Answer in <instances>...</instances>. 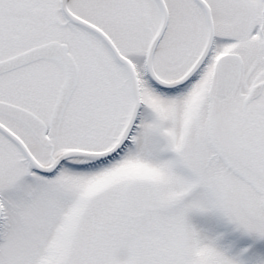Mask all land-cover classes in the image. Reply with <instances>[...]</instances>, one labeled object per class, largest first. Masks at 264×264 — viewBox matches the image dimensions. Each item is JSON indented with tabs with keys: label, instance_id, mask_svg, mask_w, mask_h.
Here are the masks:
<instances>
[{
	"label": "snow or ice",
	"instance_id": "1",
	"mask_svg": "<svg viewBox=\"0 0 264 264\" xmlns=\"http://www.w3.org/2000/svg\"><path fill=\"white\" fill-rule=\"evenodd\" d=\"M0 264H264V0H0Z\"/></svg>",
	"mask_w": 264,
	"mask_h": 264
}]
</instances>
